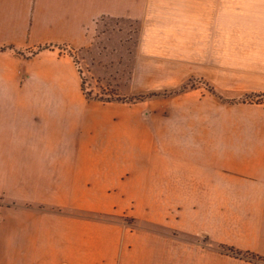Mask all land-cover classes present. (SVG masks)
Masks as SVG:
<instances>
[{
	"label": "crops",
	"instance_id": "0c3cea01",
	"mask_svg": "<svg viewBox=\"0 0 264 264\" xmlns=\"http://www.w3.org/2000/svg\"><path fill=\"white\" fill-rule=\"evenodd\" d=\"M123 24L138 27L126 31ZM140 53L165 54L164 62L174 64L192 56L193 67L181 65V76L175 70L180 77L166 82L162 68L163 78L156 80L139 66ZM139 74L144 76L141 81ZM193 78L221 97L236 92L264 95V0H0V167H19L23 181L33 183L32 194H24L23 206L16 208L18 238L24 241L18 246L26 254L15 263L121 264L123 247L134 239L127 231L123 235L121 225L105 228L97 220L56 210L58 200L65 198L57 189L47 195L44 183L57 181V158H40L35 142L24 141L28 136L17 122L27 109L36 110L39 96L48 94L49 101L65 104L60 111L56 106L57 114H64L67 121L76 118L80 130L137 133L148 130L149 115L156 129L159 121L151 110L142 120V112L149 107L139 103L182 97L196 88L171 95L147 94L178 88ZM146 87L150 91L143 90ZM206 91L209 105H200L195 129L207 130L209 143L199 148L204 155L198 164L200 174L194 170V176L199 174L200 181L208 177L211 186L189 196L201 201L194 206L199 219L195 218L197 226L191 233L211 239L218 229L235 232L213 238L258 259L203 250L199 242L165 235V264H264V107L252 115L234 113L231 107L246 104L233 105ZM162 114L165 121V110ZM160 128L175 130L167 123ZM217 130H242L244 142L222 147ZM255 138L258 142L250 143ZM221 150L235 153L221 154L222 159ZM41 168L50 173L43 175ZM218 177L235 189L218 190ZM73 209L89 211L84 205ZM176 210L179 214L169 225L178 223L182 230L183 208ZM202 212L211 216L206 227L201 223ZM218 215L225 218L218 220ZM235 216L240 218L235 221Z\"/></svg>",
	"mask_w": 264,
	"mask_h": 264
},
{
	"label": "rangeland",
	"instance_id": "374dc122",
	"mask_svg": "<svg viewBox=\"0 0 264 264\" xmlns=\"http://www.w3.org/2000/svg\"><path fill=\"white\" fill-rule=\"evenodd\" d=\"M124 25L123 29L126 31H133L138 27V24H132V27ZM189 57L192 56H186L184 62L174 64L171 61L164 62L165 54L140 53L139 66L144 73H152L156 80H162V68H165L166 82L167 79L172 80L181 76L183 73L181 65L193 67ZM172 58L176 56H169V59ZM142 79L144 76L139 74V81ZM190 85L196 90L182 97L158 99L148 104L139 103V106L147 105L149 108L144 110H151L153 116L159 119L157 129L152 125L149 115L148 130H138L137 133L136 130L103 128L80 130L76 126V118L67 121L64 114L62 116L57 114L56 106H59L60 111L64 110L65 104L49 101L52 96L48 94L39 96L38 102L34 104L36 110L27 109L26 114L21 113L23 115L17 120L19 128L25 130L28 136L24 141L35 142L34 146L40 158L50 160L57 158L59 163L57 181L44 183L47 195L49 190L57 189L58 195L65 198L58 200L57 211L80 215L92 219L91 221L97 220L96 222H102L105 228L108 224L121 225L123 235L126 231L133 234L134 239H129L128 246L123 247L121 264H165V235L188 242H199L203 250L209 248L221 253H231L229 250L231 247L216 241L213 237L222 239L225 235L232 236L235 232L218 229L215 235L212 233L214 236L211 239L210 236H193L191 233L197 226L194 224L195 218L199 219V215L195 216L194 206L201 201L189 196L200 189L209 190L211 183L208 177L200 181L198 168L204 155V149L199 148L208 146L209 135L207 130L195 129L198 126L197 111L201 109L200 105H209L210 94L202 82ZM171 88L174 87H165ZM148 89L149 87H146L143 90L150 91ZM236 93L238 94L234 93V96L222 97L231 101L233 105L246 104L244 109L238 106L239 104L231 107L232 112L248 111L252 115V112L263 109L264 97L252 93L244 95ZM163 110L168 117L165 121H162ZM142 115L143 112L141 114L143 120ZM166 123L172 124L175 130H161L160 127ZM187 125L189 130H179ZM20 133L24 134V131ZM217 133L218 143L222 147L244 142L242 130H217ZM250 134L252 136V130ZM20 141L23 139L20 138ZM257 142V138L250 141ZM225 153L235 152L221 150L219 158L224 159L225 156L220 155ZM72 165L81 166L72 168ZM18 170L19 167H0V264H17L15 259L26 254L25 248L18 246L24 241L23 238H20L21 240L18 238L20 212L16 208L23 206L20 201L24 194L26 196L32 194L33 183H25ZM194 170L199 172L197 177L194 176ZM49 173L50 169H42L43 175ZM184 177L186 182H178L179 178L184 180ZM230 188L234 190L235 186H226L224 179L218 177V190ZM183 193H186L187 197H177ZM76 197L78 199H74ZM83 198L87 200H79ZM237 201L240 200H235ZM202 202L208 203L210 200L203 199ZM81 205L87 206L89 211L73 209ZM202 206L205 207L204 204ZM176 208H183L180 226L185 228L182 230L176 226L178 223L169 225V221H173L172 219L177 218L179 214ZM91 209H97L98 213H91ZM200 217L203 227L208 226L211 216L202 212ZM223 218L225 216L218 215V220ZM238 218L240 216H235V221ZM236 255L244 259H258L251 252L240 251Z\"/></svg>",
	"mask_w": 264,
	"mask_h": 264
},
{
	"label": "trees",
	"instance_id": "16d2710c",
	"mask_svg": "<svg viewBox=\"0 0 264 264\" xmlns=\"http://www.w3.org/2000/svg\"><path fill=\"white\" fill-rule=\"evenodd\" d=\"M194 82H198V83H200V82H202L200 79H198V78H193V79H191V80H189L187 83H185V84H183V85H181L180 87H178V88H174V89H170V90H165V92H152V93H149V94H147V96H154V95H171V94H176V93H179V92H183L185 89H188L189 87H191V85L190 84H192V83H194ZM205 84V83H204ZM189 86V87H188ZM205 86H206V89L209 91V92H211L213 95H215V96H217L220 100H224L217 92H215L208 84H205ZM193 87V86H192ZM257 95V94H256ZM144 96H146V95H143V96H138V98H140V97H144ZM257 96H263L264 97V95L263 94H258ZM225 101H228V100H225ZM231 102V101H230ZM229 250H230V252H231V254H235L236 255V253L237 252H235L232 248H229ZM237 256H239V255H237Z\"/></svg>",
	"mask_w": 264,
	"mask_h": 264
},
{
	"label": "water",
	"instance_id": "95a60500",
	"mask_svg": "<svg viewBox=\"0 0 264 264\" xmlns=\"http://www.w3.org/2000/svg\"><path fill=\"white\" fill-rule=\"evenodd\" d=\"M142 117H143V118H146V117H147V111H146V110L143 111V115H142Z\"/></svg>",
	"mask_w": 264,
	"mask_h": 264
}]
</instances>
